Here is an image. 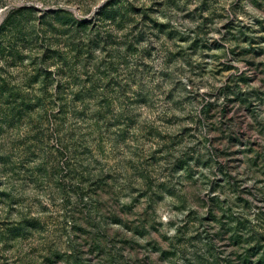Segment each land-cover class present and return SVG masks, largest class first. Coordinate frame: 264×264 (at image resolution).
I'll use <instances>...</instances> for the list:
<instances>
[{"label": "rangeland", "instance_id": "1", "mask_svg": "<svg viewBox=\"0 0 264 264\" xmlns=\"http://www.w3.org/2000/svg\"><path fill=\"white\" fill-rule=\"evenodd\" d=\"M109 1L0 0V264H264V0Z\"/></svg>", "mask_w": 264, "mask_h": 264}, {"label": "trees", "instance_id": "2", "mask_svg": "<svg viewBox=\"0 0 264 264\" xmlns=\"http://www.w3.org/2000/svg\"><path fill=\"white\" fill-rule=\"evenodd\" d=\"M117 1H119V0H110L108 3H106L104 6L101 7L100 12L103 13V12L107 11V9H109L111 4H113L114 2H117ZM20 10H22V9H20ZM16 11L17 10H15V9H11L10 13H15Z\"/></svg>", "mask_w": 264, "mask_h": 264}, {"label": "water", "instance_id": "3", "mask_svg": "<svg viewBox=\"0 0 264 264\" xmlns=\"http://www.w3.org/2000/svg\"><path fill=\"white\" fill-rule=\"evenodd\" d=\"M102 6H104V4ZM102 6H100V7H102ZM6 11H7V9L4 12H6Z\"/></svg>", "mask_w": 264, "mask_h": 264}]
</instances>
